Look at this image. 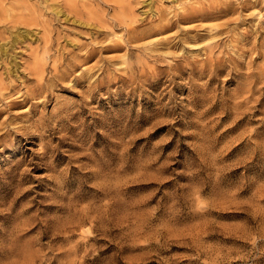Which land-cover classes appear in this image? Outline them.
<instances>
[{"label": "rangeland", "instance_id": "1", "mask_svg": "<svg viewBox=\"0 0 264 264\" xmlns=\"http://www.w3.org/2000/svg\"><path fill=\"white\" fill-rule=\"evenodd\" d=\"M0 264H264V0H0Z\"/></svg>", "mask_w": 264, "mask_h": 264}]
</instances>
